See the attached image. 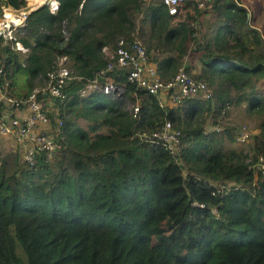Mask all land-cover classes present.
I'll return each instance as SVG.
<instances>
[{
  "label": "trees",
  "instance_id": "1",
  "mask_svg": "<svg viewBox=\"0 0 264 264\" xmlns=\"http://www.w3.org/2000/svg\"><path fill=\"white\" fill-rule=\"evenodd\" d=\"M58 3L55 14L47 5L29 14L13 40L0 38L3 78L17 99L58 68L69 72L54 101L62 124L52 160L28 167L0 152V264H264V177L250 168L264 154V47L241 0L203 9L184 0L175 16L156 1ZM8 6L25 0H0V16ZM192 25L209 32L199 38ZM121 39L139 41L165 82L185 58L198 59L193 77L212 97L162 107L129 82L128 68L106 72ZM105 85L122 93L99 91ZM231 108L257 120L247 152L225 148L223 136L235 140L229 129L204 130ZM166 122L183 135L177 155L141 137Z\"/></svg>",
  "mask_w": 264,
  "mask_h": 264
},
{
  "label": "built area",
  "instance_id": "2",
  "mask_svg": "<svg viewBox=\"0 0 264 264\" xmlns=\"http://www.w3.org/2000/svg\"><path fill=\"white\" fill-rule=\"evenodd\" d=\"M49 11L55 14L58 10V0H46ZM145 2H160L171 16L178 14L183 7L184 0H143ZM209 0H203L198 5L203 9ZM205 4V5H204ZM33 8L25 6L19 9L2 7L0 16V38L5 42L14 37L15 32L25 24L27 16ZM15 49L27 52L20 43H15ZM110 63L106 72L113 69H129L128 80L136 87L154 95L160 102L167 98L172 106H179L189 98L212 97L207 85L197 81L189 75L185 68L178 70L177 74L169 81H162L157 74L156 66L149 62L147 51L139 41L128 44L123 39L119 40L115 51L109 52ZM104 71L101 75H104ZM69 80V72L65 68H58L49 74V80L43 88L32 92L26 98L17 99L11 95L8 83L3 78V68L0 66V152L18 153L20 160L28 167H34L38 158L45 156L46 161H51L56 150L55 139L60 134L61 119L58 117L56 99H63L62 89ZM113 88L112 85H109ZM106 93V92H105ZM42 95V97L40 96ZM138 108L132 110V116L137 118ZM219 126L215 128L218 132ZM150 145H159L168 150L172 155L181 152V138L183 135L174 129L169 122L151 134H142ZM248 135L242 133L239 139L244 141ZM12 138L15 144L7 145L6 141ZM250 168L254 175L264 177V154L258 156Z\"/></svg>",
  "mask_w": 264,
  "mask_h": 264
},
{
  "label": "rangeland",
  "instance_id": "3",
  "mask_svg": "<svg viewBox=\"0 0 264 264\" xmlns=\"http://www.w3.org/2000/svg\"><path fill=\"white\" fill-rule=\"evenodd\" d=\"M193 1L195 3H198L199 5L200 3H202L203 0H193ZM46 2H47L46 0H42V3L36 5L37 6L36 8L38 9L39 7L45 6L47 4ZM241 4L247 9L248 15L250 16L248 17V23L250 24L252 28H254L255 30L259 32V35L262 39V43L264 47V0H241ZM208 18L210 17L204 16V18L202 19L205 21L204 24H206V20H208ZM137 22L139 24V18H137ZM192 26L194 30L198 32L199 38L202 34L209 32L207 30L200 32L201 29L197 25L196 26L192 25ZM16 33L17 31L15 32V34ZM15 34L11 40L15 38ZM7 41H10V40H7ZM185 61L189 62L190 64H193L196 61V59L187 57L185 58ZM59 65L61 66L62 63H60ZM63 66L64 64L62 65V67ZM199 66L201 65L199 64ZM22 76L23 75H21V78L23 79ZM192 76L195 77L196 75H192ZM15 83H17L18 85L17 87L22 88L21 80L17 79ZM44 84H46V82ZM44 84L41 87H38L36 90L43 88ZM94 89H97V87L94 86L93 84H90L87 88V91L89 92ZM98 89L101 92H104V93L106 92V94H109L111 97H114V98H116L119 94L122 93L121 89H118L114 86L113 88H110L109 85H105L103 87L99 86ZM259 93L261 94L260 95L261 97H264V86L261 87V89L259 90ZM167 100H168L167 98L162 100L163 106L172 108L174 105L172 106V104L169 103ZM128 106H129V109L133 108V106H131L130 104ZM217 126H219L218 127L219 131L215 132V128ZM225 129H229L232 132V136L235 138L234 141L230 142L228 137L223 136L224 137L223 144L225 148L227 149L244 150L245 152H247L250 150V145L252 144V142H255L254 139H256V137L259 138L260 136L259 129L257 128V120L254 117L248 116L247 112L244 111L243 108H231V111L230 113H228V115H221L217 119L213 117L207 118L205 128H204L207 134L209 133L220 134ZM242 133H246L248 135V137L243 142L242 140L239 139V136ZM18 254L21 257H23L20 250H18Z\"/></svg>",
  "mask_w": 264,
  "mask_h": 264
},
{
  "label": "crops",
  "instance_id": "4",
  "mask_svg": "<svg viewBox=\"0 0 264 264\" xmlns=\"http://www.w3.org/2000/svg\"><path fill=\"white\" fill-rule=\"evenodd\" d=\"M175 20H178V19H175ZM175 23H176V21H175ZM147 27L149 29V32L146 31V33L149 35L150 34L149 23H147ZM199 64H200V61L198 59H196V61L193 64H190L189 62L185 61L183 66H184V68L185 67L188 68V70L190 71V73L192 75H199L200 74V70L202 69V67L199 66ZM6 143H7V145L15 144L14 140L12 138H10L9 141H6Z\"/></svg>",
  "mask_w": 264,
  "mask_h": 264
},
{
  "label": "bare ground",
  "instance_id": "5",
  "mask_svg": "<svg viewBox=\"0 0 264 264\" xmlns=\"http://www.w3.org/2000/svg\"><path fill=\"white\" fill-rule=\"evenodd\" d=\"M30 8H36L38 4L42 3V0H27Z\"/></svg>",
  "mask_w": 264,
  "mask_h": 264
},
{
  "label": "water",
  "instance_id": "6",
  "mask_svg": "<svg viewBox=\"0 0 264 264\" xmlns=\"http://www.w3.org/2000/svg\"><path fill=\"white\" fill-rule=\"evenodd\" d=\"M37 8H34V9H32L31 11H30V14L33 12V11H35Z\"/></svg>",
  "mask_w": 264,
  "mask_h": 264
}]
</instances>
